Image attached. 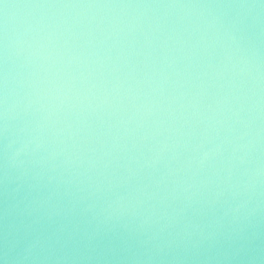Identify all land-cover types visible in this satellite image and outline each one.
Here are the masks:
<instances>
[{
	"label": "clouds",
	"instance_id": "obj_1",
	"mask_svg": "<svg viewBox=\"0 0 264 264\" xmlns=\"http://www.w3.org/2000/svg\"><path fill=\"white\" fill-rule=\"evenodd\" d=\"M0 14V264H264V0ZM110 96L109 142L86 117Z\"/></svg>",
	"mask_w": 264,
	"mask_h": 264
},
{
	"label": "water",
	"instance_id": "obj_2",
	"mask_svg": "<svg viewBox=\"0 0 264 264\" xmlns=\"http://www.w3.org/2000/svg\"><path fill=\"white\" fill-rule=\"evenodd\" d=\"M12 2H38V0H12ZM165 2H168V0H165ZM180 2H187V0H180ZM173 15H175V13H173ZM0 24H2V14H0ZM139 61H143V57H137L136 58ZM204 62H206V58L204 60ZM183 63L185 62H181V67H183ZM212 63H216L215 60L212 61ZM142 67V65H141ZM200 71V70H197ZM209 72V74H211L212 70H207ZM205 79H208V77L206 76ZM228 79V76L225 75L224 79L220 80L219 83H224L225 80ZM177 80V77L174 75H171V73H169V81L167 84L164 85V94L163 96H161L159 94V91L153 92L152 96L149 97V99H155V101L157 102V104L162 105V107H167L169 101L172 99V97H174L175 95H177V92L180 90H184L187 91L189 90V86L185 85L184 89H178V88H174L173 84L174 82ZM196 83H199V81H196ZM140 96L141 99L136 101V103H140L143 99H144V94L147 93L149 91V86L147 84H143L140 86ZM191 91H195V89H191ZM210 92L212 93H216L217 89L216 87H212L209 89ZM167 98V99H166ZM184 103H187V101H183ZM98 101L93 100V105L97 104ZM179 103H181L180 100H176L173 104V107H176ZM119 109V111H116V109ZM132 112V106L131 103L129 102V100L124 99L122 101H117V100H113L112 97L110 96L108 98V103L103 105L102 108L98 109V115L100 117L103 118V124H101V119L97 118V115H89L86 117L89 126L96 130L97 132L103 131L105 133H108L107 135L102 136L100 139L101 140H107V141H111V135L116 133V128L113 127L111 129V132H108V125L112 124V125H118L119 119L120 118H124L127 119V117L129 115H131ZM163 115H166V113H164ZM154 117H150L149 120L153 119ZM87 133H81V136H86ZM71 143V141L69 142ZM88 146H94L97 149H99L100 144L99 142H95V136H93L91 138V141H89L88 143L85 144V147Z\"/></svg>",
	"mask_w": 264,
	"mask_h": 264
}]
</instances>
